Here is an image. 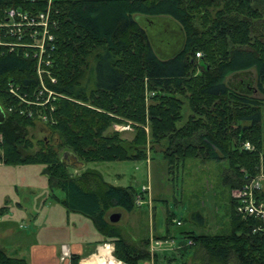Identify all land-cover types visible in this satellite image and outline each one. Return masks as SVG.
Here are the masks:
<instances>
[{"label":"trees","instance_id":"1","mask_svg":"<svg viewBox=\"0 0 264 264\" xmlns=\"http://www.w3.org/2000/svg\"><path fill=\"white\" fill-rule=\"evenodd\" d=\"M47 6L46 0H0V23L10 8L33 15ZM164 18L183 34L179 49L167 58L157 54L146 29ZM49 21L50 73L56 82L45 80L64 97L43 107L20 103L9 83L32 99L36 60L21 47L8 52L0 46L1 163L43 165L49 189L63 192L56 200L67 212L89 218L124 264H141L150 258L149 239L134 241L107 219L112 208L131 211L138 191L108 183L86 164L145 159L149 140L151 150L163 145L169 174L190 158L228 162L224 179L230 189L256 174L260 159L264 162V0H53ZM249 70L255 87L253 80L251 86L243 81V91L228 85L229 75ZM38 110L48 116L44 129L55 142L42 138L33 150L28 134ZM127 121L134 130L130 139L108 130ZM244 142L251 149H244ZM74 167L80 171L73 173ZM235 207L231 198L228 229L179 231L190 240L186 248L199 247L209 263L264 264V231H253L259 222ZM192 218L197 226L205 223L200 213ZM171 219L167 216V224ZM169 234L166 227L165 237ZM72 259L75 264L78 257ZM154 260L158 264V254ZM0 264L28 263L0 247Z\"/></svg>","mask_w":264,"mask_h":264},{"label":"rangeland","instance_id":"2","mask_svg":"<svg viewBox=\"0 0 264 264\" xmlns=\"http://www.w3.org/2000/svg\"><path fill=\"white\" fill-rule=\"evenodd\" d=\"M156 22L157 19L153 20V23ZM195 23L198 25L199 20L197 19ZM146 29L150 33L151 40L159 49L157 54L161 58L170 57L179 49V36L175 33L176 28L174 25L167 28L165 24H156V26L148 24ZM233 75L227 77L226 80L230 83L228 85L243 91L241 84L240 86H233L241 78L236 75L235 79ZM50 77L55 78L54 75H50ZM253 77L255 78L254 73ZM252 86H256L255 81ZM6 111H12V107H7ZM188 112L187 106H185L184 115L187 116ZM34 119L36 124L33 128H29L28 134L33 142V150L38 148V141L42 138H48L51 142H55V137L44 129V123H47V121L38 116H34ZM123 125H130V127L129 129L115 130L116 126ZM108 130L119 131L127 139L132 137L134 131L129 121L112 123ZM145 130L148 134V126L145 127ZM262 130L264 149V107ZM151 144L152 142L147 140L145 159L92 162L87 163L86 166L99 170L104 180L110 184L130 186L136 191L139 189L135 197V206L144 204L148 207L151 206V214H154L155 233L166 235V227L169 229V237H165V239H171L174 243L173 246L177 247H170L166 250L165 255L158 250L161 256L158 260L159 264H216L209 263L199 247L186 248L190 240L185 236L182 237L179 231L190 229L195 233L214 234L229 228L230 200L237 188L230 189L227 186L228 184L225 183L224 177L230 173L228 162L225 160L212 161L190 158L186 159L180 167H174V170L169 174L166 162L161 154L163 145L153 144L151 150ZM261 161L262 159H260ZM43 168L44 166L41 164L10 165L1 163L0 160V207L6 206L4 214H0V219L2 217L1 222L12 228V239L6 238V240H22L21 237L25 233H28L27 237L29 239L51 237L58 241H66L67 238L74 235L70 228L60 221L64 219V213H59L60 217L55 216L53 219L49 216L57 210L64 212L63 207L58 206L55 198H61L63 194L60 189L56 188L53 190L55 197L50 195L46 176L42 173ZM146 184H149L148 199L140 193L141 186ZM141 194L144 201L139 205L136 204V200ZM17 202L24 205V211L17 207ZM51 206H55L56 211L54 209L51 212L49 210ZM148 209L150 210V208ZM192 213L195 215L200 213L203 217L205 223L202 227L193 223ZM167 216L172 217L169 224L166 222ZM83 218L84 228L90 233H95L96 229L92 221L87 217L83 216ZM177 220L181 222L180 225L175 223ZM136 223H138V220ZM145 223L147 225L146 221ZM121 224H124V220L121 221ZM137 225L138 229L140 225L139 223ZM141 229H143V226L140 227ZM31 232L37 234L31 235ZM179 239L182 240L176 242ZM153 264H155V260Z\"/></svg>","mask_w":264,"mask_h":264},{"label":"built area","instance_id":"3","mask_svg":"<svg viewBox=\"0 0 264 264\" xmlns=\"http://www.w3.org/2000/svg\"><path fill=\"white\" fill-rule=\"evenodd\" d=\"M46 2L48 5L47 11L33 15H30L21 9L10 8L7 10L5 22L0 23V46L6 47L8 52L21 47L24 56H30L36 60L35 72L38 78V86L31 95L32 99L26 94H20L13 83H9V92L15 96L20 103L39 107L51 104V102L58 97H64V95L47 87L45 80V78L48 79L51 84L56 82L55 78L50 77L51 60L48 55L49 49L53 48V35L49 31L50 24L53 23L49 21V9L53 0H46ZM4 36L14 37L16 40H4ZM196 56L199 57L200 53H196ZM49 109L50 111L52 110L51 105L49 106ZM22 111L23 110L20 112L22 113ZM29 114L33 115L31 112H29ZM37 116L45 121L48 119V116L39 110L37 111ZM129 127L130 125L116 126L115 130L129 129ZM243 148L251 149V145L248 142H245L243 143ZM234 191L236 192H233L232 196L235 200L236 212L244 218H253L259 222V224L254 226L253 231H264V162L261 161L259 163V168L256 174L246 177L242 186ZM140 193L148 199L149 184L142 185ZM142 194L138 196L136 204L141 205L143 203L144 198L142 197ZM175 223L177 225L181 224L179 220ZM167 243H169V245H167ZM173 244V241L168 238H150L148 250L151 261L154 260V254L158 250H162V248L170 249V247H177L173 246ZM104 246L108 250L105 257H99L100 254L97 252L92 254V256L84 258V264H94V260H91L92 257L99 258V261L103 259L102 262L97 264H124L120 259H117L114 256L113 251L109 249V244L108 247L106 245ZM60 254L61 259L70 257V251L67 245L63 244L61 246Z\"/></svg>","mask_w":264,"mask_h":264},{"label":"crops","instance_id":"4","mask_svg":"<svg viewBox=\"0 0 264 264\" xmlns=\"http://www.w3.org/2000/svg\"><path fill=\"white\" fill-rule=\"evenodd\" d=\"M253 73H254L253 70H249L246 72H238L234 74L233 77H235V79H236V75L241 77L240 80H238L241 86H244V84H242L243 81L245 85L251 86L252 80H253ZM248 79H251V80L248 81ZM72 171L73 173L78 172L80 171V168L74 167L72 168ZM46 181H47V178H46ZM48 190L50 191V195H52V197H55L53 193L54 189L50 190L48 187ZM137 191H139V189ZM55 198L61 199L59 197H55ZM56 203H58V206L59 205L62 206L57 200H56ZM16 205L20 210L21 209H23V211L25 210L24 205H22L21 203L17 202ZM148 208H150V210ZM54 209L56 211L55 206H51L49 210L53 212ZM5 210L6 209L2 211V214H4ZM63 210L64 212H60L59 210H57V212H53L50 215L49 214L48 215L53 219L55 218V216L60 217L59 213H64L63 214L64 219L60 221L64 225L66 224L70 228V231L74 233V235L67 238L66 241H58L51 237H48V238L35 237V238L29 239L27 237L28 233H25L24 235H22L21 237L22 240H18V241L15 239L6 240V238L12 239L11 238L12 228L2 223L1 222L2 217H1L0 219V247L8 255L22 258L28 264H74L72 257H75V256L78 257V260L76 261L75 264H84L83 259L88 256H92V254L94 253L98 252V254H100L99 257H105V254H107L108 250L107 248H105L104 245L108 247V244H109V249L113 251L114 247H113V242L111 240L104 239V237L100 233L97 234L98 233L97 230L95 233H90L84 228L85 222L83 220L84 219L83 216H75V215H80V214L73 213V212H67V210L64 207H63ZM113 212L120 213V217L118 221L115 222V224L121 228L124 234L127 233V235L130 236V239L134 241H138L141 239H150V238L165 239L163 238L165 237V234L162 235V234L155 233L154 214H151V206L148 207L146 204L141 205V206H135L131 211H125L120 208L118 209L113 208L109 210V212L107 213V219H108L109 214ZM122 220H124V224H121ZM137 220L140 225L138 229L136 227L138 226L137 225L138 223H136ZM145 221L147 222V225ZM144 224H145V227H144ZM141 226H143V229L140 230ZM36 234L37 233L35 232H31V235H36ZM1 240H2V243H1ZM180 240L182 239H179V241L176 240V242H180ZM63 244L67 245L69 248V251H70L69 258H64V259L60 258V255H61L60 248ZM166 250L167 249L162 248L160 252L162 251V253H164L165 255ZM160 252L159 251L155 252V254H158L159 258L161 257ZM91 260H94L95 262L94 264H97L103 261V259L99 261V258L97 257H92ZM153 261H151V259H148V260L141 262V264H153Z\"/></svg>","mask_w":264,"mask_h":264},{"label":"water","instance_id":"5","mask_svg":"<svg viewBox=\"0 0 264 264\" xmlns=\"http://www.w3.org/2000/svg\"><path fill=\"white\" fill-rule=\"evenodd\" d=\"M159 22H160V24H165L167 26V28L172 27V25L175 26V28H176L175 33L178 34L179 42L181 45L182 41H183V34H182V31L180 30V28L174 22L170 21L169 19L164 18V19H161ZM152 24H154V23H152ZM154 46H155V50L159 53V49L156 47L155 44H154ZM4 118H5V112L2 108V106L0 105V123L3 122ZM65 156H66V153L63 154V157H65ZM119 217H120L119 212H113V213L109 214L108 220L112 223H115L118 221Z\"/></svg>","mask_w":264,"mask_h":264}]
</instances>
